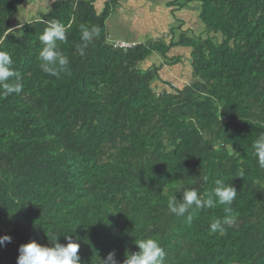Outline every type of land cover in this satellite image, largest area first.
<instances>
[{
	"label": "trees",
	"instance_id": "16d2710c",
	"mask_svg": "<svg viewBox=\"0 0 264 264\" xmlns=\"http://www.w3.org/2000/svg\"><path fill=\"white\" fill-rule=\"evenodd\" d=\"M96 1L0 0V50L23 84L0 94V237L12 238L0 264H16L32 240L50 247L65 235L79 243L81 264L113 251L123 264L135 238L158 239L166 264H264V170L251 149L264 132V0H166L177 23L145 40L124 24L114 38L118 0L101 10ZM193 3L205 39L177 16ZM53 18L68 35L59 77L38 66ZM81 24L99 28L83 56L74 47ZM173 51L189 55L180 87L162 76L184 58ZM216 180L237 190L236 222L223 234L209 231L228 215L223 206L193 211L191 223L167 210L179 190L203 194Z\"/></svg>",
	"mask_w": 264,
	"mask_h": 264
},
{
	"label": "clouds",
	"instance_id": "9594fccd",
	"mask_svg": "<svg viewBox=\"0 0 264 264\" xmlns=\"http://www.w3.org/2000/svg\"><path fill=\"white\" fill-rule=\"evenodd\" d=\"M80 42L75 44V51L83 56L90 45L99 35L96 25L81 24L79 26ZM41 48L38 53L40 70L53 77H59L67 71L70 63L69 57L64 54L60 45L68 41L66 27L56 19L48 21V26L39 35ZM23 90L20 75L14 68V61L7 51L0 50V94L8 96L19 94ZM252 154L255 156L259 169L264 170V132L251 145ZM207 181V177L202 178ZM216 186L206 193L198 192L194 187L179 190L182 198L177 199V194L171 195L167 201V210L179 217H185L188 223L192 221V212L201 209H212L223 206L224 217L214 218L210 225L211 233L223 234L228 226L235 224V217L231 215L232 204L237 197V190L232 184L216 180ZM48 237V236H47ZM66 244L58 242V236L51 239L52 246H43L35 240L21 245L18 249L16 264H81L78 255L80 245L74 241L73 235H65ZM49 240V237H48ZM10 236L0 237V246L11 243ZM136 252H125L123 264H166L167 253L155 238H135L133 241ZM98 264H118L116 253L109 252L107 257L100 259Z\"/></svg>",
	"mask_w": 264,
	"mask_h": 264
},
{
	"label": "rangeland",
	"instance_id": "374dc122",
	"mask_svg": "<svg viewBox=\"0 0 264 264\" xmlns=\"http://www.w3.org/2000/svg\"><path fill=\"white\" fill-rule=\"evenodd\" d=\"M159 1H161V4H163L162 7L165 8L166 6V0H151V6L147 7V14L146 18L142 21H144V26H141L140 29V34H145L140 35L139 33H136L135 36H139V39H142L143 37H150V34L147 32L149 31V28L146 25H151L152 22L149 21V18H154L155 23L161 28L163 27V30L167 31L169 29V25H172L173 23L176 24L177 22H174L173 19L170 17V14L172 13L170 8L164 9L163 11L161 8L157 7L159 5ZM131 3L133 6L139 7L143 6L142 2H138L136 0H131ZM199 13H200V4L199 3H193L192 5H189L187 8L184 10L180 11L177 13L178 18L184 22V30H188L192 32V34L195 37L202 36V38H207V33L204 25L202 22L199 20ZM22 17L25 19H29L32 17L33 13L28 12L27 14L22 11L21 13ZM168 24V26H167ZM162 25V26H161ZM153 31V30H152ZM151 34H154V32H150ZM205 33V35H203ZM182 52H177V53H171L169 56H182ZM184 58L182 62L176 66L170 67L166 66L163 69V77L165 80H169L174 82V85L180 87L184 83H187V80H190L191 77V69L190 66L188 65L189 62V55H183ZM160 58H157L156 56L151 57L150 62L152 64L157 63L156 65L162 64L163 60H159ZM165 64V63H164ZM163 84H161V87ZM164 88V86L162 87Z\"/></svg>",
	"mask_w": 264,
	"mask_h": 264
},
{
	"label": "crops",
	"instance_id": "0c3cea01",
	"mask_svg": "<svg viewBox=\"0 0 264 264\" xmlns=\"http://www.w3.org/2000/svg\"><path fill=\"white\" fill-rule=\"evenodd\" d=\"M53 1L54 0H51V2ZM107 1L109 0H97L96 1L97 8L101 10L103 8V5ZM136 1L142 2L143 6H139V7L133 6L131 0H118V5L116 6L114 11V18L113 19L111 18V20L109 21V28H111V30L113 31L114 38L120 37L119 35L121 33L120 32L121 24H124L126 26L125 28H128L133 33L134 37L139 38V36H135V34L136 33L140 34L141 26H144V21L142 20L146 18L147 7L151 6V0H136ZM162 6L163 4H161V1H159V5L157 7L161 8L162 11L164 9H167ZM154 20L155 19L153 17L149 18V21L152 22V24L149 26L146 25L149 28V31L147 32L150 34V37H155L160 34H164L166 32V30L165 32L163 30L164 26L161 25L162 27L160 28L157 25V23H155ZM150 32H154V34H151ZM143 34L140 35L142 36ZM144 35L146 36V33ZM145 39H146L145 37L142 38V40ZM177 52H182V51H173L172 53H177Z\"/></svg>",
	"mask_w": 264,
	"mask_h": 264
},
{
	"label": "built area",
	"instance_id": "2783aa9c",
	"mask_svg": "<svg viewBox=\"0 0 264 264\" xmlns=\"http://www.w3.org/2000/svg\"><path fill=\"white\" fill-rule=\"evenodd\" d=\"M123 46H128V45H123Z\"/></svg>",
	"mask_w": 264,
	"mask_h": 264
}]
</instances>
